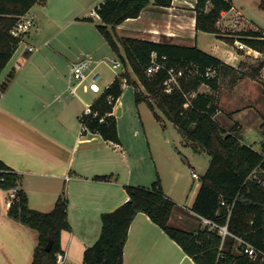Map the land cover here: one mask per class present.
<instances>
[{"label":"crops","instance_id":"1","mask_svg":"<svg viewBox=\"0 0 264 264\" xmlns=\"http://www.w3.org/2000/svg\"><path fill=\"white\" fill-rule=\"evenodd\" d=\"M57 1L58 6L55 8L51 7L53 0L38 2L20 17L34 23L26 36L32 34V29L38 33L42 28L50 31V35L41 46H35L37 50L33 52L28 51L32 44L23 48L8 72V77L10 73L13 77L10 81L0 83V88L5 92L0 102V159L20 175L18 187L27 194L31 208L42 212L51 211L59 195L63 191L66 193L71 225V230H64L61 237L66 264L67 260L76 259L75 256L83 260L85 250L98 241L102 232V214L115 210L129 199L125 186H149L152 183L149 184L147 180H152V177L146 179L142 175L139 161L132 160L123 145L119 125L124 112L120 104L121 97L113 114L117 119L118 143L104 139L97 132L82 131V105L86 108L97 97L88 104L79 90L82 89L84 93L91 90L85 91L79 87L77 94L68 90L72 79L71 63L80 58L67 38L69 34L66 28L58 24L67 16L71 17L70 22H81V12L90 7L91 15L85 17L84 21L94 20L92 9L99 0L86 3L84 9H78L82 0ZM149 1L139 17L128 18L116 26L114 38L122 53L120 39L124 37L197 45L236 70L242 69L247 54H261L260 50L254 48L245 49L247 54L243 52L244 49L239 50L237 47V50V43L233 44L234 50L222 49L221 44L225 41L222 36L228 35L223 33L224 27L230 24L236 26V22L242 25L240 19L243 14L240 10L236 11L233 0L232 9L224 11L218 21L217 33L197 31V0H173L168 7L157 5L155 0ZM36 6L39 8L35 11ZM210 8L211 4L207 10ZM96 18L100 19L99 16ZM247 30L251 29L240 28L238 35L230 36L241 38L240 32ZM202 33L217 37L211 48L199 43ZM221 50L226 58L221 55ZM96 58L97 69L101 71L99 67L105 56L98 55ZM5 83L7 85L3 87ZM118 108L121 109L120 114L117 113ZM135 135H139V132ZM239 136L243 142L251 144L244 135ZM9 193L0 187V264H32L38 234L8 215L11 205ZM166 195L172 198L168 193ZM192 214L198 217L194 212ZM170 224L184 230H198L183 220L182 212H173ZM124 262L197 264L174 239L142 212L136 215L130 226Z\"/></svg>","mask_w":264,"mask_h":264},{"label":"trees","instance_id":"2","mask_svg":"<svg viewBox=\"0 0 264 264\" xmlns=\"http://www.w3.org/2000/svg\"><path fill=\"white\" fill-rule=\"evenodd\" d=\"M45 0H0V74L16 52L23 36L16 37L11 31L20 17L36 3ZM149 0H104L95 9L101 23L100 33L115 50L124 70L114 78L91 104L96 116L84 115L82 119L92 132L106 140L119 142V132L114 111L124 85L135 87L137 103L146 101L155 111L158 107L178 130L193 144L211 155L210 164L201 177V184L192 204V211L201 219L208 218L220 225H228L225 239L217 229L209 226L198 230H184L170 224L177 203L166 195L160 178L149 186L126 185L129 199L111 212L102 214V232L98 241L84 252V264H125L124 249L130 226L140 212L147 214L159 225L197 264H264V153L242 141L234 130L225 129L217 120L219 106L214 94L199 91L202 85L217 90L221 74L236 69L197 45L186 46L143 38L120 39L121 51L114 30L128 18L139 17ZM173 0H155L160 6H171ZM211 8L207 10L208 5ZM264 7V0L261 2ZM233 7L232 0H197L196 29L217 33L218 21L224 11ZM241 40L256 50L264 49V34L258 30L241 31ZM232 41H235L233 39ZM156 53L165 68L149 74L152 54ZM128 65L131 68L128 69ZM174 68L179 76L180 88L167 92L164 82L168 69ZM211 68L214 76H207ZM133 72L137 80L132 78ZM13 77L9 74V80ZM7 83L3 84L6 87ZM197 91L188 103L186 95ZM264 92V91H263ZM158 120L161 117L155 113ZM105 116L104 122L101 117ZM264 151V139L261 142ZM195 148V145H194ZM197 148V147H196ZM20 175L0 159V187L11 191L17 188L8 215L20 221L38 234L32 264H57L58 254L63 253L62 232L71 230L68 219V198L63 191L51 211L42 212L29 206L27 194L21 188ZM241 237L261 250L253 259L244 252ZM52 240L51 250L46 246Z\"/></svg>","mask_w":264,"mask_h":264},{"label":"rangeland","instance_id":"3","mask_svg":"<svg viewBox=\"0 0 264 264\" xmlns=\"http://www.w3.org/2000/svg\"><path fill=\"white\" fill-rule=\"evenodd\" d=\"M91 1L84 0L83 4L82 0L78 9H84L86 3ZM102 1L96 2L98 4H95L92 10ZM233 2L237 8L236 11L240 10L243 14L242 18L240 17L242 20L239 18L242 25L236 22V26L230 24L229 27H224L223 33L228 35L222 36L225 41L221 46L226 51L235 49L233 44L236 42L232 41L233 39L242 42L241 38L235 37L240 28L258 30L264 34V7L260 5L262 0H233ZM57 3V0H53L51 7L55 8L58 6ZM37 8L39 6H36L34 10L36 11ZM90 10L91 7L81 12V22H70L71 17L67 16L60 20L58 26L66 28V33L69 34L67 38L71 40L70 44L75 47L79 58L86 55H91L94 58L98 55L105 56L99 67L103 73V80L100 82L101 92H103L105 87L124 70V64L121 67L113 68V61L122 59L106 43L104 36L96 27V24L101 23V20L94 16V20L84 21L85 17L91 15L89 14ZM232 34L235 36H230ZM26 35L24 34V37ZM49 35L50 31L42 28L38 33L32 29L31 35L23 37L24 40L19 44L12 59L0 74V83L9 80L8 72L23 48L28 44L41 46L43 40ZM215 38L217 37L214 35L202 33L199 36V43L211 48ZM96 47L98 48L97 53L94 52ZM243 52L246 53V50L244 49ZM249 54L244 58L242 69L220 75L216 91L206 85H202L200 90L216 96L220 108L216 120L225 129L234 130L238 135H244L247 142L251 143L256 150L264 153L261 144L264 139V49L257 56L253 53ZM221 55L226 58L222 50ZM128 69H131L129 65ZM131 74L132 78L137 80L136 75L133 72ZM135 87L137 90L144 91V87L141 85H135ZM135 87L125 84L120 98V104L124 109L119 121L123 145L132 160L139 161L142 175L146 176V179L152 177V180H147L149 184L157 178L161 179L166 193L177 201L174 213L182 212L183 220L190 226L203 228L204 224L200 218L192 214L191 208L201 184V177L210 164L211 155L200 148L198 144H193L188 140L158 107L155 106V111H153L146 101L137 103ZM101 92L84 93L82 89L79 90V94L87 99L88 104ZM82 108L85 110V105H82ZM155 113L162 119L158 120ZM137 132L139 135H135ZM193 172H196L199 178H195ZM33 232L37 235L36 231ZM75 257L76 259L67 260L66 264H84L82 258Z\"/></svg>","mask_w":264,"mask_h":264},{"label":"built area","instance_id":"4","mask_svg":"<svg viewBox=\"0 0 264 264\" xmlns=\"http://www.w3.org/2000/svg\"><path fill=\"white\" fill-rule=\"evenodd\" d=\"M92 16H99L98 11L96 9L92 11ZM33 26L34 23L30 19H24V20L20 19L17 25L12 29L11 33L16 37H20L28 33ZM236 43L239 49L253 50L244 42L237 41ZM35 50H37V48L33 45L28 47V51L30 52H33ZM97 64H98L97 60L91 55H86L85 57H82L79 60L72 62L70 67L72 79L68 85V90L73 94H77V89L79 87H82L85 91L91 90L93 92H98V93L101 92L100 82L102 80L103 74L100 70L97 69ZM112 66L113 68H118L123 66V63L121 60H114ZM160 68H165V66L164 64L158 61L156 53H153L151 64L148 67L147 72L149 74H153L157 72ZM168 72H169V77L164 82V84L166 91L171 92L174 87L180 88V82L178 78L179 76L182 75V70L177 72L174 68H171L168 69ZM206 75L209 77L214 76L215 71L209 68L206 71ZM4 93H5L4 90L0 88V102L4 96ZM197 93H198L197 91H193L190 95H186L188 103H191V98H194L197 95ZM90 114L94 116L98 114L97 112L92 111L91 104L85 108L83 114L80 116V126L83 132L88 131L89 129L84 119H82V117L84 115H90ZM110 114H115V110ZM104 119L105 116L101 117L100 121L104 122ZM193 176L195 178H199V175L196 172H193ZM16 194H17V188H13L9 193L10 203H12L13 199L16 197ZM202 222L204 226H209L211 229H217L219 234H221V236L223 237V239H225V237L228 234H231L228 230L227 224L220 225L208 218H202ZM236 238L239 240V243L243 245L244 252L248 253L253 259L257 258L258 254L261 253V250L253 246L247 240L241 237H236ZM57 264H64V256L61 253L58 254L57 256Z\"/></svg>","mask_w":264,"mask_h":264},{"label":"water","instance_id":"5","mask_svg":"<svg viewBox=\"0 0 264 264\" xmlns=\"http://www.w3.org/2000/svg\"><path fill=\"white\" fill-rule=\"evenodd\" d=\"M117 113H118V114L121 113V109H120V108H118V112H117ZM51 247H52V240L49 241V243H48L47 246H46V249H47V250H51Z\"/></svg>","mask_w":264,"mask_h":264}]
</instances>
